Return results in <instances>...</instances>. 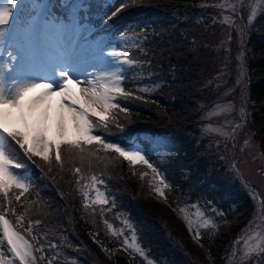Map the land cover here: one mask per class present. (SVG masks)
I'll list each match as a JSON object with an SVG mask.
<instances>
[{
    "label": "trees",
    "instance_id": "16d2710c",
    "mask_svg": "<svg viewBox=\"0 0 264 264\" xmlns=\"http://www.w3.org/2000/svg\"><path fill=\"white\" fill-rule=\"evenodd\" d=\"M87 5L81 16L97 25L96 15L105 10L97 0H88ZM203 7L202 0H135L107 33L105 45L116 43L114 39L122 32L145 29L150 31V40L140 43L144 51L133 52L140 65L125 75L124 90L131 95L118 97L120 107L108 117L107 127L92 119L94 134L105 143L123 147L141 144L148 161L170 184L167 203L154 197L148 176H137L128 161L97 142L85 146L83 158L62 146V164L56 163L55 150L50 163L35 155L29 159L20 152L18 162L26 168L17 171L27 174L28 191L16 201L15 196L20 193L17 190L9 197L11 204L0 196V211L9 208L7 214L12 223L35 244L33 237H38L37 245L48 254H56L57 247L78 264H93L84 249L89 247L97 260V255H106L107 249L114 263L130 264L125 256L116 253L120 244L106 223L107 218L114 220L116 216L111 214L118 211L131 217L143 246L154 259L186 264V252L192 261L198 258L221 264L225 248L252 218L251 197L220 176L209 161L210 154L197 143L204 109L215 102L207 94L208 82L217 66L215 21L203 18ZM248 32L247 101L264 154V25L261 30ZM157 137L168 138L174 150H153L152 142ZM221 171L224 172L223 167ZM93 176L104 181V187L114 195L116 207L112 211L85 206L83 185ZM190 201L214 203L225 213L211 239L195 240L174 210ZM17 217H23L22 224L16 223ZM30 223L31 234L26 231ZM57 263L68 264L62 258Z\"/></svg>",
    "mask_w": 264,
    "mask_h": 264
},
{
    "label": "rangeland",
    "instance_id": "374dc122",
    "mask_svg": "<svg viewBox=\"0 0 264 264\" xmlns=\"http://www.w3.org/2000/svg\"><path fill=\"white\" fill-rule=\"evenodd\" d=\"M82 1L83 0H59L60 9H57V11H59L58 18L50 14L48 0H24L26 7L23 8V14L20 15L21 11H18L17 15L19 16V21L14 22H23L25 26L34 23L38 27L39 44L37 48L40 56H34V58H32L33 60L35 59L34 61H39L43 57L55 59L53 55L54 48L51 45L49 37L53 35L52 33L57 35L58 32L61 34L62 29L63 36L65 37L64 43H67L66 32L69 30L67 16L72 10L73 12L78 10L72 7V5L78 2L82 3ZM98 1L102 4L104 3V0ZM113 2H115V0H113ZM202 3L204 5L202 8L203 18H211V20L215 21L213 23V41L217 66L214 76L208 82L210 91H208L207 94V96H212L215 102L213 106L204 109V118L201 121L202 130L197 139V143H201L200 147L210 154L209 158L211 159H209V161H212L214 169L220 171L219 175L226 178L233 188L245 190L251 197L253 204L252 218H249L248 223L225 248L222 254L221 264H264V255L258 257L253 256L252 259L248 261H241L240 258L245 250L246 240L254 244L257 234H260V237L264 238V154L259 142V134L252 123L248 108L247 87L249 84V76L247 63L249 57L246 50L248 31L251 29H263L264 0H202ZM97 4L96 2V9L99 8ZM83 7L84 10L87 8V5L84 3ZM111 9L112 8L107 10V18L111 15ZM105 15L104 11L95 19V22L100 23L102 21L101 17ZM46 24H48L47 28H45ZM76 24L75 29L77 33L74 47L76 52L80 47H85L92 53L91 56L84 58L86 66L91 68L92 72V77L88 76L89 79L93 78V74L96 71L103 75L105 69L114 70L105 60L108 52H125L130 56L129 49L131 48L129 47L133 46L134 48L141 47L140 50L144 51V45H140V43L146 40L150 34V31L147 32L146 29H142L143 31L141 32L135 31V33L122 32L116 39L118 44L103 46V43H105L103 38L106 36V33L95 32L96 29H94V24L90 21L87 23L82 16L77 20ZM96 26H99V24L95 25V27ZM148 40L150 39L148 38ZM119 47L125 50L120 51L118 50ZM101 48L103 49L104 57L100 56ZM3 58L4 62L8 61L7 51H3ZM92 65H94V67ZM135 65H124V77ZM95 76H97V74ZM124 81L125 78L121 84L123 88ZM73 91L76 93V98L80 100L81 103H84L83 95H81L77 89H73ZM117 99L118 97L113 101L116 104ZM114 110L115 109H112L111 113ZM55 114L52 106H50L48 109V120L46 121L47 125L54 131L57 122L67 123V136L68 138H73L74 133L67 119L68 114L62 119ZM92 134L95 135L94 128ZM130 147L142 150V154L145 155L144 148L141 144L136 143L124 148L127 149ZM152 147L153 150L159 153L174 150L173 143L166 137L155 138L152 142ZM150 163L157 169L159 175L142 163L136 165L130 164L132 165L131 169L134 174L137 176L140 175L143 178H146V176L150 178L148 179L153 183L154 197L163 203H167L168 193L171 189L170 184L162 176L156 165L152 162ZM139 165H142L143 168H136ZM221 167L224 168V172L221 171ZM161 179H163L164 183L160 182ZM97 181H100V179L97 178ZM25 183L29 185V179H27ZM92 183L93 181L90 179L83 185L84 192H88L86 204H90L91 201L96 199V189H98L99 192L103 193L107 198L108 203L105 205L92 206H98L103 211H112L116 207L114 206L115 198L113 194L109 193L107 187H104L105 182L96 183L95 188L91 187ZM165 184H167V187L164 186ZM85 185L89 187H85ZM157 188L164 192V196H160L156 192ZM17 190L19 189H12L9 192V197L17 192ZM174 210L177 212L179 219L185 222L193 238L197 241L203 238L211 239L217 233L221 219L226 216L222 210L216 208L214 203H202L201 201L184 202ZM198 213L200 215H198ZM111 215H115V219L107 218L106 223L107 226H112L111 229L108 227L109 232L117 239V243L120 244L116 248L117 254L125 256L130 264H150V262L151 264H172L168 259H154L149 254L148 250L142 244L137 227L128 214L114 211ZM185 217H187V219ZM6 218L12 223L8 214ZM189 221H191V225H189ZM206 221L207 225L205 226ZM129 225H131V227H129ZM13 226L24 235L14 224ZM197 233H199L198 236ZM133 236H135V242H133ZM24 237L32 242L35 247H42L35 244L27 236L24 235ZM125 240L128 241L127 245L124 243ZM133 243L139 246L143 255L137 252L135 247H128V245H132ZM182 243L183 241L180 240V244ZM84 250L87 256L92 259L91 261L93 264H120L114 263L111 256L106 253L108 250L106 252L104 251L106 255H97L98 260L95 259L94 255L96 254H94L89 247ZM35 255L37 257L36 264H58L57 261H60L61 258L64 263L78 264L74 257L64 253L57 247L56 254L50 255L43 248L42 252H35ZM41 256L45 258L40 259ZM184 257L187 258L186 264H214L210 260L205 263L198 258L197 260L199 262L197 260L192 261L190 260V255H187L186 252ZM5 258L12 259L11 254L7 251H5ZM15 264H19V262L16 261Z\"/></svg>",
    "mask_w": 264,
    "mask_h": 264
},
{
    "label": "snow or ice",
    "instance_id": "6c2138e0",
    "mask_svg": "<svg viewBox=\"0 0 264 264\" xmlns=\"http://www.w3.org/2000/svg\"><path fill=\"white\" fill-rule=\"evenodd\" d=\"M130 3H135V0H115V2L104 0L102 7L105 14L108 9H115L108 16V19L112 20ZM24 7H26L24 0H0V49L7 51L8 56V61L4 62L0 51V196L11 204L9 192L12 189L20 190L19 195L15 196L16 201L28 191L29 185L25 183L28 177L14 171L26 168V165L18 162L21 151L29 159L31 155H35L50 163L54 148V159L56 163L62 164V146L80 153L83 158L85 146L97 142L103 145L104 149L119 154L132 165L142 163L159 175L157 169L142 154V150L131 147L126 149L118 144L105 143L101 137L92 134L94 128L92 119L95 118L97 122L107 127L111 110L120 107L113 101L117 96L131 95L121 86L124 79L123 68L124 65L134 66L136 61L129 58L125 52L110 51L105 60L114 70L100 76L94 75L92 79L87 78L89 73L81 66L80 57L71 43L67 47L62 44L55 46L53 51L55 59L43 57L39 61H34L31 53L39 44L38 27L34 23L25 26L23 22H14L19 21L17 12ZM72 7L79 9L83 5L75 4ZM47 27L48 24L45 25V28ZM100 56L104 57L102 48ZM80 75H84L85 80H81ZM81 85L87 86L80 87ZM74 88H79L84 103L76 98ZM54 95L61 98V108L67 105V119L73 129V138L67 136V123L57 122L54 131L46 123L50 100ZM120 110L127 111L126 108ZM75 171L79 173L80 169L76 168ZM92 181V188H95L96 183H103L102 180L97 181L95 176L92 177ZM160 182L164 183L163 179ZM164 186L167 187V184ZM85 187L89 186L85 185ZM156 192L164 196L161 189L157 188ZM96 193V199L86 204V207L108 203L103 193L98 189ZM83 195L87 200L88 192L85 191ZM8 211L9 208L0 211V264H15L16 261L19 264H36L35 252H42L43 248L35 247L16 230L6 218ZM16 223L22 224L23 217H17ZM108 227L111 229L112 226L108 225ZM31 228L30 223L26 229L29 234ZM33 239L39 244L38 237ZM124 243L127 245L128 241L125 240ZM128 247H135V250L143 255L142 250L135 243ZM5 251L11 254L12 259L5 258ZM260 255H264V238L257 234L254 244L245 241V250L240 258L241 261H248L253 256ZM44 258L40 257V259Z\"/></svg>",
    "mask_w": 264,
    "mask_h": 264
},
{
    "label": "bare ground",
    "instance_id": "6f19581e",
    "mask_svg": "<svg viewBox=\"0 0 264 264\" xmlns=\"http://www.w3.org/2000/svg\"><path fill=\"white\" fill-rule=\"evenodd\" d=\"M53 35L51 37H49L50 39V42H51V45L53 48H55V46L57 45H64L65 47L66 44L64 43V36H63V31L61 29V34L57 32V35L52 33ZM37 48V47H36ZM36 48L32 51L31 53V58H34V53L35 52H39V51H36ZM0 51H2V54H3V50L0 49ZM77 54L79 55L80 57V61H81V66L83 68H86L87 69V72L89 73L88 76H91L92 77V72H91V68H88L86 66V63L84 61V58L88 57V56H91V52L89 51V49L85 48V47H80L79 50L77 51ZM53 58V57H51ZM35 60V59H34ZM3 61H4V58H3ZM84 61V62H83ZM108 71H113L112 69H105V71H103L104 73L105 72H108ZM102 73V72H101ZM97 76H100V72H94L93 76L96 75ZM81 80L85 79V76L84 75H80L79 77ZM89 79V77H87ZM80 87H85L83 85H81ZM74 89H77L79 91V88H74ZM82 95V93H81ZM60 101H61V98L59 96H52L51 100H50V106H52V109L54 110V113L57 114V116L62 119L63 117H65L68 113H67V105H65V107L61 108L60 107ZM55 114V115H56Z\"/></svg>",
    "mask_w": 264,
    "mask_h": 264
}]
</instances>
